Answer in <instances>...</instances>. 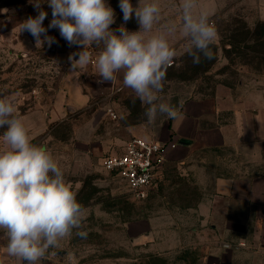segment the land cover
<instances>
[{"label":"rangeland","instance_id":"1","mask_svg":"<svg viewBox=\"0 0 264 264\" xmlns=\"http://www.w3.org/2000/svg\"><path fill=\"white\" fill-rule=\"evenodd\" d=\"M3 2V5L0 3V98L14 101L16 114L23 120L30 139L33 138L31 142L51 153L84 208L81 229H73L72 235L50 248L37 264L162 262L151 252L154 248L142 243V236H135L143 233L141 227L131 230L135 222L150 218L156 227H167L163 230L170 243L169 255H164L166 263L189 264V259L196 254L174 244L177 231L172 228L176 223L181 224L180 216L178 220L160 217L172 218L180 211L184 216L182 221H186L184 226H188V212L184 214L190 207L188 202L197 201L210 190L197 188L194 177L181 168H174L159 175L146 198L138 201L131 197L123 181L101 167L104 158L122 152L132 132L155 127L166 116L158 113L156 121L148 123L144 115L147 106L138 99L133 103L134 93L123 86L122 72L111 83H97L95 65L103 50L102 44H93L87 49L94 64L90 62L70 72L68 57L81 49L69 47L57 29H50L48 34L58 43L51 47L37 45L29 32L20 31L21 22L38 14L33 5L29 0ZM107 3L115 13L112 29L123 25L128 31L139 30L134 15L124 22L119 0H107ZM131 3L135 7L138 0ZM182 3L183 0H159L161 13L152 32L147 34L164 36L176 52L167 68L164 90L159 94L162 102L177 106L193 96L211 93L218 85L232 86L241 81L264 84V49L253 46L252 42L239 49L222 44L240 26L237 22H246L253 28L257 21H264V0H195L193 17L207 13L218 33L213 62L209 64L205 60L199 65H194L189 55L199 52L184 32ZM43 9L48 13L44 21L47 27L52 19L51 9L47 4ZM80 94L89 97L85 108L78 102L73 104L78 97L82 98ZM108 108L113 109L116 119L106 114ZM4 131L0 129V151L6 148ZM77 231H86L87 237L81 238L76 235ZM7 243V233L0 229V264H26L20 258L7 255Z\"/></svg>","mask_w":264,"mask_h":264},{"label":"clouds","instance_id":"2","mask_svg":"<svg viewBox=\"0 0 264 264\" xmlns=\"http://www.w3.org/2000/svg\"><path fill=\"white\" fill-rule=\"evenodd\" d=\"M29 2L38 14L21 22L20 31L29 32L37 45L51 47L58 42L48 32L57 29L69 47L81 49L68 57L70 72L91 62L87 50L90 45L102 44L95 65L98 84L111 83L122 72L123 86L134 93L133 103L138 99L147 106L144 115L148 123H154L158 113L169 119L178 118L177 107L162 102L159 95L176 52L164 36L147 35L161 13L159 0H138L135 7L131 0H119L124 22L134 15L139 25L137 31H128L123 25L112 29L115 13L107 0ZM44 4L52 15L47 27ZM194 5L195 0H183L182 23L186 36L200 53H189L192 63L199 65L215 58L213 46L218 33L207 13L193 17ZM16 111L13 100L0 98V129H5L6 145L0 151V229L8 236V256L20 258L26 264H37L50 248L72 235L73 229H81L84 208L51 153L30 141ZM76 235L86 238L87 232L77 231Z\"/></svg>","mask_w":264,"mask_h":264},{"label":"crops","instance_id":"3","mask_svg":"<svg viewBox=\"0 0 264 264\" xmlns=\"http://www.w3.org/2000/svg\"><path fill=\"white\" fill-rule=\"evenodd\" d=\"M80 96L73 104L87 107L89 97ZM176 107L178 118L132 132V137L175 142L162 173L181 168L197 188L210 190L188 202V226L180 211L160 217L180 216L181 224L172 228L175 247L196 254L189 264H264V84L218 85ZM152 219L135 222L131 230L141 227L143 233L135 236L167 264V227H156Z\"/></svg>","mask_w":264,"mask_h":264},{"label":"built area","instance_id":"4","mask_svg":"<svg viewBox=\"0 0 264 264\" xmlns=\"http://www.w3.org/2000/svg\"><path fill=\"white\" fill-rule=\"evenodd\" d=\"M106 114L116 119L112 108H108ZM176 146L175 142L131 137L125 142L122 152L104 158L101 167L107 174L123 181L133 199L141 201L161 175L166 155Z\"/></svg>","mask_w":264,"mask_h":264},{"label":"trees","instance_id":"5","mask_svg":"<svg viewBox=\"0 0 264 264\" xmlns=\"http://www.w3.org/2000/svg\"><path fill=\"white\" fill-rule=\"evenodd\" d=\"M4 0H0V3L3 5ZM240 24L239 27L235 28L231 35L227 37V41L223 40L222 44L224 46H229L230 48L233 47L234 49H239V47L247 45L248 43L252 42L253 46L261 47L264 49V21H257L253 28H249L246 22H237ZM249 47V46H248ZM245 47V49H249ZM216 48L213 46V52L215 57ZM200 55V53H198ZM214 60V59H213ZM207 61L209 64L213 62ZM158 261V260H157ZM161 262L153 263V264H160Z\"/></svg>","mask_w":264,"mask_h":264},{"label":"water","instance_id":"6","mask_svg":"<svg viewBox=\"0 0 264 264\" xmlns=\"http://www.w3.org/2000/svg\"><path fill=\"white\" fill-rule=\"evenodd\" d=\"M180 144H182V142H180Z\"/></svg>","mask_w":264,"mask_h":264}]
</instances>
